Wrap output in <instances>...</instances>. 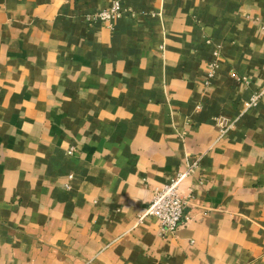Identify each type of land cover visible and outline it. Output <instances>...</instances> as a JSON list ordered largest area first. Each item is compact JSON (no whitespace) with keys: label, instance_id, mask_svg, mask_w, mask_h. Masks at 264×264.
Wrapping results in <instances>:
<instances>
[{"label":"crops","instance_id":"0c3cea01","mask_svg":"<svg viewBox=\"0 0 264 264\" xmlns=\"http://www.w3.org/2000/svg\"><path fill=\"white\" fill-rule=\"evenodd\" d=\"M262 91L264 0H0V264H264Z\"/></svg>","mask_w":264,"mask_h":264},{"label":"built area","instance_id":"2783aa9c","mask_svg":"<svg viewBox=\"0 0 264 264\" xmlns=\"http://www.w3.org/2000/svg\"><path fill=\"white\" fill-rule=\"evenodd\" d=\"M123 9L121 3L116 1L110 8L100 11L97 14L89 15L88 22H102L113 28V21L121 17ZM264 97V91L257 93L251 103V107H257ZM227 128L223 133H226ZM74 153V149L70 152ZM196 165H191L185 173L179 174L170 183L163 187L155 188L152 191V198L148 207L139 216V222L156 220L163 236H175L178 231L192 221L188 212L195 200L194 191L184 194L181 185L186 177L191 176Z\"/></svg>","mask_w":264,"mask_h":264}]
</instances>
